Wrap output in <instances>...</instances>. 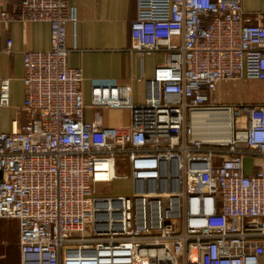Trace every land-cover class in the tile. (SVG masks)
I'll return each instance as SVG.
<instances>
[{"label": "built area", "instance_id": "built-area-1", "mask_svg": "<svg viewBox=\"0 0 264 264\" xmlns=\"http://www.w3.org/2000/svg\"><path fill=\"white\" fill-rule=\"evenodd\" d=\"M4 1L5 28L51 26V47L24 53L26 123L0 125V218L19 222L21 264H263L264 0H136L131 50L167 60L144 103L130 84L93 85L91 106L131 111L122 127L99 126V111L85 119L84 70L68 61L70 1ZM117 179L134 195L96 193Z\"/></svg>", "mask_w": 264, "mask_h": 264}, {"label": "crops", "instance_id": "crops-1", "mask_svg": "<svg viewBox=\"0 0 264 264\" xmlns=\"http://www.w3.org/2000/svg\"><path fill=\"white\" fill-rule=\"evenodd\" d=\"M77 9V21L67 24V45L72 48L69 65L84 70L83 94L86 102L85 119L95 120L100 112L99 126L122 127L131 122L127 108H96L91 106L94 84L126 83L132 87L136 103L148 98L147 83L155 68L167 60L166 51L141 55L131 50V22L136 18V0H69ZM18 0H5L11 10ZM257 3V4H256ZM247 9H259L262 0H244ZM12 40L7 51V40ZM51 47V26L45 21L15 19L8 28L0 22V80L10 79V105L0 106V125L12 131L25 124L27 117L20 108L24 101V53L47 50ZM218 98L226 99L224 84ZM245 171L253 174L254 166ZM264 264V257L262 258ZM0 264H21L19 222L14 218H0Z\"/></svg>", "mask_w": 264, "mask_h": 264}, {"label": "rangeland", "instance_id": "rangeland-1", "mask_svg": "<svg viewBox=\"0 0 264 264\" xmlns=\"http://www.w3.org/2000/svg\"><path fill=\"white\" fill-rule=\"evenodd\" d=\"M257 4V3H256ZM253 157H245V171L249 170L252 166ZM119 174L126 173L124 167L118 169ZM96 193L98 194H110V195H134V184L131 180L117 179L108 183H97L95 185Z\"/></svg>", "mask_w": 264, "mask_h": 264}, {"label": "bare ground", "instance_id": "bare-ground-1", "mask_svg": "<svg viewBox=\"0 0 264 264\" xmlns=\"http://www.w3.org/2000/svg\"><path fill=\"white\" fill-rule=\"evenodd\" d=\"M201 115H202L201 113H195V114H194L193 123H194V125H195V128L198 127V126H197V123H198V121H199ZM221 137H225V136H221ZM102 166H105V164H103Z\"/></svg>", "mask_w": 264, "mask_h": 264}]
</instances>
